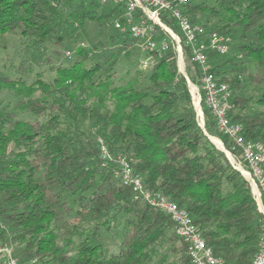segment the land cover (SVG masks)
Wrapping results in <instances>:
<instances>
[{
	"label": "trees",
	"instance_id": "1",
	"mask_svg": "<svg viewBox=\"0 0 264 264\" xmlns=\"http://www.w3.org/2000/svg\"><path fill=\"white\" fill-rule=\"evenodd\" d=\"M183 7L205 32L231 36L228 54L209 53L210 72L230 85V118L242 124L246 138L264 143V0H187ZM116 11L98 0H0V38L19 33L27 43L23 51L66 48L78 42L76 27L87 21L113 28ZM162 17L180 35L174 21ZM159 33L167 48L160 49L157 39L156 49H146L145 59L155 61L147 75L133 80L125 77L132 65L118 79L117 69L138 40L119 31L108 36L120 41L118 52L100 59L94 53L101 43L77 44L73 59L49 67L48 80L40 71L30 81L22 73H0V92L32 116L17 119L0 108V245L10 246L22 262L192 264L171 218L134 198L114 159H102L101 138L111 156L126 158L145 188L188 212L215 255L250 263L263 215L245 177L208 136L221 138L233 155L238 151L217 128L201 92L204 133L174 42ZM180 42L192 66L187 76L199 84L189 48ZM117 220L127 229L111 253L97 235Z\"/></svg>",
	"mask_w": 264,
	"mask_h": 264
},
{
	"label": "built area",
	"instance_id": "2",
	"mask_svg": "<svg viewBox=\"0 0 264 264\" xmlns=\"http://www.w3.org/2000/svg\"><path fill=\"white\" fill-rule=\"evenodd\" d=\"M98 1L117 7L116 14L119 17L114 20V28L136 38L147 50L156 49L157 39L160 49L167 48V41L159 33L161 30L172 38L178 56L183 55L180 40L182 39L188 46L189 61L196 65L199 78V84L191 82V86L196 89V98L200 100L201 92H203L217 128L230 138L236 147L237 155L227 151L228 155L230 158L232 156L233 167L247 180L257 208L264 219V143L260 140L246 138L243 135L242 124L230 118L229 114L233 108L230 85L218 81L210 72L209 53L228 54L232 44L231 36L216 31L207 33L200 23L191 22L190 13L183 7L187 0ZM164 15L174 21L180 35L163 21L162 16ZM98 143L102 159H114L119 168L118 175L121 182L131 188L134 198L162 210L171 218L175 233L185 244L186 254L192 264H236L213 253L212 248L206 244L200 230L184 208L162 193L145 188L140 176L133 173L124 156L116 154L113 157L101 138H98ZM261 227L262 232L258 239L257 250L249 264H264V221ZM0 264L26 263L14 255L10 246L0 245Z\"/></svg>",
	"mask_w": 264,
	"mask_h": 264
},
{
	"label": "rangeland",
	"instance_id": "3",
	"mask_svg": "<svg viewBox=\"0 0 264 264\" xmlns=\"http://www.w3.org/2000/svg\"><path fill=\"white\" fill-rule=\"evenodd\" d=\"M111 24L106 25L105 23L98 24L96 22L87 21L85 22L83 27L80 26L76 27L77 31L81 35L78 42L74 43L73 41V43L71 44L68 43L66 48H57L56 46L53 45L50 46L48 44L46 49L42 51L36 47H32V48L29 47L28 50H24V51L21 50L22 48L24 49L27 45V43H25L26 42L25 38L22 37L17 32L8 33L0 38V73H8L12 76L22 73L24 79L30 81L34 78L33 73L36 71H40L42 72L43 77L46 80H48L53 75L49 67L55 66L59 63H67L68 59H73L75 55L74 47L77 44H81L82 46H92L101 43L102 45L98 47V49H96L94 56L103 59L104 56L108 55L112 51L113 52L119 51L117 44H119L120 41L117 42L114 39L111 40L110 37H108L110 34H114L115 31H117L114 28V26L113 28L108 27L111 26ZM130 50L132 51L131 52L132 55L126 60L124 59V61L121 63V67L119 66L117 69V79L122 75H124L125 70L127 71L128 68L126 67V64L132 65V70L130 71V74L125 77H127L130 80H133L136 75L137 76L139 74L147 75L149 67L155 61V59L152 58L145 59L144 53L146 51V48H144L141 45L140 41H137ZM47 55L51 57L50 61H47V59H45ZM69 56L71 57L69 58ZM20 64H23L24 66L22 70L19 69ZM177 65H178V70L182 75L183 74L187 75L186 68L188 66L192 67L186 61L183 55L178 56V54H177ZM185 78L187 80L188 90L191 95L192 103L196 110V119L199 125L201 126V128L204 129V133L208 135L204 128V117H203V111L201 108L200 100L196 98L197 96L195 92L196 89L191 86V81L189 80L188 76L187 77L185 76ZM139 82H145V80L140 79ZM14 102L15 99L13 98L12 95L4 91L0 92V108L14 112L15 117L17 119L32 118L31 114H29L27 111L14 108V104H13ZM212 137L216 138L220 143L221 146L217 145L213 141L218 148L222 150L225 149L221 138L217 136H212ZM225 150L226 152L224 150L223 151L233 167V163L231 162L232 156L230 158V156L228 155L229 151L227 149ZM86 225L88 224H85L84 226ZM126 229L127 226L124 223V220L121 222H118L117 220V225L115 227H113L112 225L100 227L97 235V241L102 243L104 246L108 247V250L111 253H115L118 251V243L121 240L122 233ZM73 239L77 241L78 238L74 237ZM179 244H181V241L178 239L176 240V245ZM12 246L13 248L16 247L15 245ZM169 257H171V254Z\"/></svg>",
	"mask_w": 264,
	"mask_h": 264
},
{
	"label": "bare ground",
	"instance_id": "4",
	"mask_svg": "<svg viewBox=\"0 0 264 264\" xmlns=\"http://www.w3.org/2000/svg\"><path fill=\"white\" fill-rule=\"evenodd\" d=\"M179 63H180V62H179ZM212 139H213V141H214L217 145L221 146L220 143L218 142V140H217L216 138H212Z\"/></svg>",
	"mask_w": 264,
	"mask_h": 264
},
{
	"label": "water",
	"instance_id": "5",
	"mask_svg": "<svg viewBox=\"0 0 264 264\" xmlns=\"http://www.w3.org/2000/svg\"><path fill=\"white\" fill-rule=\"evenodd\" d=\"M183 75H185V74H183ZM186 76V75H185ZM204 130V129H203ZM206 134V133H205ZM211 140H212V138H214V137H212V136H208ZM213 141V140H212ZM225 152H226V150L225 149H223Z\"/></svg>",
	"mask_w": 264,
	"mask_h": 264
}]
</instances>
